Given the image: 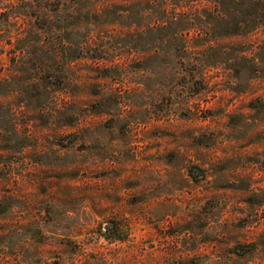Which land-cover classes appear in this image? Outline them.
Masks as SVG:
<instances>
[{
	"label": "rangeland",
	"instance_id": "rangeland-1",
	"mask_svg": "<svg viewBox=\"0 0 264 264\" xmlns=\"http://www.w3.org/2000/svg\"><path fill=\"white\" fill-rule=\"evenodd\" d=\"M0 264H264V0H0Z\"/></svg>",
	"mask_w": 264,
	"mask_h": 264
}]
</instances>
